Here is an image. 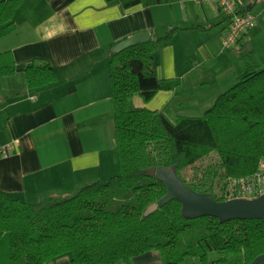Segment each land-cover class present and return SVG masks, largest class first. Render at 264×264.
<instances>
[{"label": "trees", "instance_id": "obj_1", "mask_svg": "<svg viewBox=\"0 0 264 264\" xmlns=\"http://www.w3.org/2000/svg\"><path fill=\"white\" fill-rule=\"evenodd\" d=\"M22 1L0 0V37L16 28ZM258 1L238 3L239 12H252ZM176 28L110 54L117 173L37 201L0 191V264H43L63 254L71 264H133L135 255L150 249L159 250L163 264H248L264 250V219L188 217L176 198L144 213L167 191L149 173L152 166L173 167L194 190L225 199L217 187L254 171L264 158V56L257 60L262 66L239 65L235 82L199 115L134 103L136 94L147 102L182 82L159 77L154 64V51ZM244 51L243 58L254 54L250 47ZM14 70L9 50L1 51L0 73ZM25 77L28 87L39 89L57 74L48 60L36 58ZM212 152L217 160L196 166ZM188 166L194 170L186 178L180 171Z\"/></svg>", "mask_w": 264, "mask_h": 264}, {"label": "crops", "instance_id": "obj_2", "mask_svg": "<svg viewBox=\"0 0 264 264\" xmlns=\"http://www.w3.org/2000/svg\"><path fill=\"white\" fill-rule=\"evenodd\" d=\"M254 15L253 25L223 50L230 20L215 1L23 0L14 14L16 28L0 37V52L9 50L15 65L13 73H0V142L19 139L9 153L0 152V191L37 201L118 172L110 84L115 43L145 29L154 38L177 27L154 51V64L159 77L182 82L147 102L138 94L133 100L199 115L235 82L247 47L264 56V11ZM36 58L48 60L57 74L39 89L28 87L25 77ZM43 264L71 260L63 254ZM133 264L163 261L159 250L150 249L135 255Z\"/></svg>", "mask_w": 264, "mask_h": 264}, {"label": "water", "instance_id": "obj_3", "mask_svg": "<svg viewBox=\"0 0 264 264\" xmlns=\"http://www.w3.org/2000/svg\"><path fill=\"white\" fill-rule=\"evenodd\" d=\"M150 38L149 30L138 31L115 43L110 50L119 51L130 45L148 41ZM149 173L162 180L167 191L157 201L148 205L145 214L176 198L182 204V213L188 217L208 214L218 217L220 221L232 218L264 219V192L252 197L216 199L210 192H199L188 186L173 167L152 166L149 168ZM248 264H264V250Z\"/></svg>", "mask_w": 264, "mask_h": 264}, {"label": "built area", "instance_id": "obj_4", "mask_svg": "<svg viewBox=\"0 0 264 264\" xmlns=\"http://www.w3.org/2000/svg\"><path fill=\"white\" fill-rule=\"evenodd\" d=\"M195 2L215 1L218 3L221 12L229 17V26L224 32L221 44L224 49L234 45L239 35L249 26L253 25L255 15L252 12H239L236 0H194ZM19 144L18 138L1 143L0 152L9 153ZM223 187L222 196L225 199L233 197H252L264 192V158L259 160L257 168L247 174L228 179Z\"/></svg>", "mask_w": 264, "mask_h": 264}, {"label": "rangeland", "instance_id": "obj_5", "mask_svg": "<svg viewBox=\"0 0 264 264\" xmlns=\"http://www.w3.org/2000/svg\"><path fill=\"white\" fill-rule=\"evenodd\" d=\"M239 4H241L240 2H245V0H236ZM246 1H248V0H246ZM264 11V0H259L258 1V3L255 5V7H254V9H253V13L254 14H256V15H259V13L261 12V11ZM258 17V16H257ZM249 40H244V42H248ZM223 50H227V49H223ZM237 50H238V48H237ZM239 51V50H238ZM241 55H242V52H241ZM261 52L257 49V48H255L254 49V54H253V56L250 58L249 56H246L245 57V59L248 61V62H251L252 64H256V65H259V66H262V63L261 62H259V61H257V60H260L261 59ZM242 58V57H241ZM244 59V60H245ZM247 62V63H248ZM259 62V63H258ZM240 63H241V65H244L243 66V68H245V65L247 64V63H243L241 60H240ZM217 154H216V152H212L211 154H209V155H207V156H205V157H203L202 159H200V160H198L197 162H196V166H199V165H201V166H206L208 163H210L213 159L214 160H217ZM213 160V161H214ZM118 165H119V162H118ZM193 170H194V168L192 167V166H188V167H186V168H184V169H182L181 171H180V174L183 176V177H190L191 176V174H192V172H193ZM119 171V170H118ZM228 176L229 175H227L226 176V178H228ZM109 178V177H108ZM107 178V179H108ZM106 179V180H107ZM225 185V181L224 182H222L221 183V185H219L218 187H217V189H218V193L220 194V193H222L224 190H223V187H225L224 186ZM223 194V193H222ZM221 194V195H222Z\"/></svg>", "mask_w": 264, "mask_h": 264}]
</instances>
